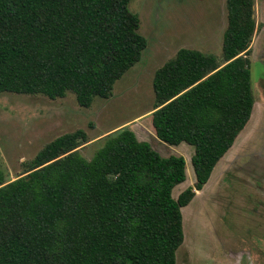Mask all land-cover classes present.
<instances>
[{"label": "trees", "instance_id": "trees-1", "mask_svg": "<svg viewBox=\"0 0 264 264\" xmlns=\"http://www.w3.org/2000/svg\"><path fill=\"white\" fill-rule=\"evenodd\" d=\"M130 0H0V93L74 94L89 107L147 46ZM221 60L182 47L155 70L151 123L157 138L194 147L186 161L161 155L124 126L91 158L83 130L47 142L7 179L0 167V264H175L181 209L250 119L255 102L250 44L254 0H225ZM82 141V142H81Z\"/></svg>", "mask_w": 264, "mask_h": 264}, {"label": "rangeland", "instance_id": "rangeland-1", "mask_svg": "<svg viewBox=\"0 0 264 264\" xmlns=\"http://www.w3.org/2000/svg\"><path fill=\"white\" fill-rule=\"evenodd\" d=\"M147 39L140 60L118 79L108 98L80 106L73 93L49 99L41 94L0 93V167L14 179L25 163L57 136L83 130L88 142L78 147L87 159L103 137L128 127L161 155L186 161V179L172 195L192 185L194 147L160 141L151 123L155 70L186 47L221 60L227 25L225 0H130ZM257 29L250 44L254 105L249 121L217 162L204 191L181 209L183 242L175 264H264V0H254ZM82 142V141H81Z\"/></svg>", "mask_w": 264, "mask_h": 264}, {"label": "crops", "instance_id": "crops-1", "mask_svg": "<svg viewBox=\"0 0 264 264\" xmlns=\"http://www.w3.org/2000/svg\"><path fill=\"white\" fill-rule=\"evenodd\" d=\"M252 110H253V109H252ZM230 148H231V147H230ZM230 148H229V149H230ZM229 149H228V150H229ZM224 155H225V154H224ZM224 155H223V156H224ZM221 158H222V157H221ZM220 160H221V159H220ZM206 184H207V183H206ZM206 184H205V185H206ZM205 185H204V186H205ZM204 186H203V188H202L201 190H197V191H196V194H195V196H194L193 198L198 197V194L201 193L202 191H204V189H205Z\"/></svg>", "mask_w": 264, "mask_h": 264}]
</instances>
